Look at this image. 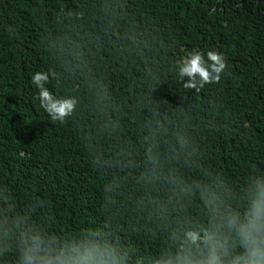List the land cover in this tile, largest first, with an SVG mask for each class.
<instances>
[{
    "label": "trees",
    "instance_id": "trees-1",
    "mask_svg": "<svg viewBox=\"0 0 264 264\" xmlns=\"http://www.w3.org/2000/svg\"><path fill=\"white\" fill-rule=\"evenodd\" d=\"M219 81L185 87L192 49ZM76 100L53 121L32 84ZM264 172V0H0V217L71 240L96 231L126 264H157L205 187Z\"/></svg>",
    "mask_w": 264,
    "mask_h": 264
},
{
    "label": "clouds",
    "instance_id": "clouds-1",
    "mask_svg": "<svg viewBox=\"0 0 264 264\" xmlns=\"http://www.w3.org/2000/svg\"><path fill=\"white\" fill-rule=\"evenodd\" d=\"M226 67L224 53L215 48L192 49L177 65L180 76L188 77L185 87L219 81ZM48 80L46 72L31 74L40 106L51 120L62 121L76 100L55 95ZM202 199L209 208L207 221L187 222L173 231L170 239L177 247L163 251L157 264H264V172L249 175L239 190L205 187ZM18 226V221L0 217V255L11 247ZM22 236L15 264H126V255L96 231L62 240L25 225Z\"/></svg>",
    "mask_w": 264,
    "mask_h": 264
}]
</instances>
